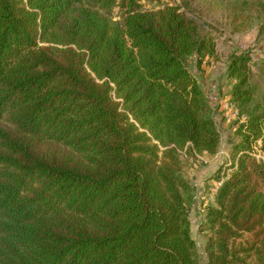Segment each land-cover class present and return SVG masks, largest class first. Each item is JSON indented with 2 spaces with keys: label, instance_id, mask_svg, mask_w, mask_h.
I'll return each mask as SVG.
<instances>
[{
  "label": "trees",
  "instance_id": "trees-1",
  "mask_svg": "<svg viewBox=\"0 0 264 264\" xmlns=\"http://www.w3.org/2000/svg\"><path fill=\"white\" fill-rule=\"evenodd\" d=\"M182 9L0 0V264H200L181 154L215 155L221 139L187 67L213 47ZM252 65L244 51L225 71L246 115L200 223L205 264H264Z\"/></svg>",
  "mask_w": 264,
  "mask_h": 264
},
{
  "label": "rangeland",
  "instance_id": "rangeland-1",
  "mask_svg": "<svg viewBox=\"0 0 264 264\" xmlns=\"http://www.w3.org/2000/svg\"><path fill=\"white\" fill-rule=\"evenodd\" d=\"M160 1L164 4L183 6L182 10H185L186 14L197 22L201 36L207 39L213 47L212 55L207 51L202 53L200 65H197L195 56L187 58V67L204 93L206 105L209 108L208 113L220 134L219 151L224 158L222 166L225 163L229 165L230 147L239 140L236 129L245 119L246 113L240 114L241 107L230 102V81L226 78L225 71L231 56H238L244 51L248 52L253 61L251 84L256 91L253 103L259 102L264 105V73L261 72L260 63V60L264 59V33L260 32V26L264 19V0ZM142 4L143 9L157 7L156 3ZM183 4L187 7H184ZM187 9L190 11H186ZM106 15L112 22H121V11L116 5ZM263 141L262 138L256 140L252 146L256 159L258 156L264 155ZM228 148H230L229 152ZM181 157L184 164L183 176L191 182L203 164L200 160L201 155L193 158L183 153ZM211 158L207 156L205 159L210 161ZM210 162L212 163V161ZM218 170L215 169L213 173H210L215 182V189L218 183L215 178ZM194 201L188 202L191 233L196 242L200 264H205L202 248L204 234L200 231V215L203 213L201 211L203 208H196L197 204L195 206Z\"/></svg>",
  "mask_w": 264,
  "mask_h": 264
},
{
  "label": "crops",
  "instance_id": "crops-1",
  "mask_svg": "<svg viewBox=\"0 0 264 264\" xmlns=\"http://www.w3.org/2000/svg\"><path fill=\"white\" fill-rule=\"evenodd\" d=\"M230 148H228V152ZM207 156L212 157L210 160L212 161V163L205 159ZM200 160L202 161L203 164H201L200 170L197 172V175H195L194 178L191 179V184L196 196L194 204L195 206L197 204L196 208L199 209L203 208V210H201L203 213L200 211L202 213L200 215L201 216L200 222H202L205 219L206 209L208 206L213 204L215 194L218 190L217 186L215 189V182L213 178H211L212 174L210 173H213L215 169H219V167L222 166V161L224 160V158L222 157L220 151L218 150V153L215 155L202 154ZM205 201L207 204L206 203L204 204ZM203 244H204V240H203Z\"/></svg>",
  "mask_w": 264,
  "mask_h": 264
},
{
  "label": "built area",
  "instance_id": "built-area-1",
  "mask_svg": "<svg viewBox=\"0 0 264 264\" xmlns=\"http://www.w3.org/2000/svg\"><path fill=\"white\" fill-rule=\"evenodd\" d=\"M257 158H258V160L260 159L261 161L264 162V155H262V156H258ZM222 181H223V178H221V180L218 181V183H217V185H216V186H217V189H219V187L221 186Z\"/></svg>",
  "mask_w": 264,
  "mask_h": 264
}]
</instances>
